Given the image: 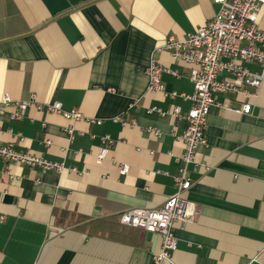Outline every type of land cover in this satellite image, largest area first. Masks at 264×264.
<instances>
[{
	"label": "crops",
	"instance_id": "0c3cea01",
	"mask_svg": "<svg viewBox=\"0 0 264 264\" xmlns=\"http://www.w3.org/2000/svg\"><path fill=\"white\" fill-rule=\"evenodd\" d=\"M218 7L214 0H0V97L33 95L41 105L22 120L0 115V144L76 170L10 165L0 175V264H154L158 238L124 228L119 216L158 208L174 194L185 124L149 111L186 113L191 103L149 92L147 69L155 59L178 74L161 75L166 92L192 95L191 66L160 50ZM257 25L264 30V10ZM54 102L82 119L48 111ZM215 102L197 165L188 167L186 198L196 214L173 224L176 250L163 264H264V77L256 96L219 93ZM244 103L250 114L226 109ZM6 167L0 160V172ZM114 224L118 234L109 236Z\"/></svg>",
	"mask_w": 264,
	"mask_h": 264
},
{
	"label": "built area",
	"instance_id": "2783aa9c",
	"mask_svg": "<svg viewBox=\"0 0 264 264\" xmlns=\"http://www.w3.org/2000/svg\"><path fill=\"white\" fill-rule=\"evenodd\" d=\"M219 6L215 16L194 32L183 39L170 37L160 51L169 54L173 61L183 62L191 66L188 79L193 84L192 95L184 93L166 92L161 83V75L169 73L178 77L177 72L169 70L155 59L150 61L147 69L149 78L148 91L159 92L168 98L179 97L191 103L190 109L182 113L179 107L171 112H162L152 108L149 112H157L160 116L169 115L185 124V129L179 140L183 144V153L179 158V167L173 177L175 192L166 198L158 208H131L119 216V223L123 226L142 230L158 238L159 250L154 256V264L170 261L171 254L176 250V238L173 224L182 226L191 223L196 214V205L186 198L192 186L188 174L190 165H197L195 156L198 149L204 145V132L207 127L209 112L216 107V95L235 93L244 96H256L264 77V30L257 25L259 13L264 10V0H214ZM244 64H254L261 68V73L251 72ZM225 75L222 79L220 76ZM41 105L35 102L31 95L23 101H13L8 96L0 97V115L9 113L13 120H22L27 110ZM11 110L8 112V110ZM48 111L60 114L67 120H80L82 115L78 110L65 112L60 103L47 105ZM238 115H247L252 111L250 104L244 103L241 108H226ZM116 121L122 122L117 118ZM93 122V120H91ZM99 122H97L98 124ZM147 132L156 137L160 132L154 128H147ZM69 141L73 139V130L67 128ZM22 141L20 134L16 135ZM102 143H110L108 137L101 139ZM107 150L101 149L97 155V162L102 161ZM0 160L7 167L1 174H9V166L39 167L42 171L57 174L64 172L75 173V168L67 167L64 163L44 159L29 152L14 149V144H0ZM128 167L120 166V175H126Z\"/></svg>",
	"mask_w": 264,
	"mask_h": 264
},
{
	"label": "trees",
	"instance_id": "16d2710c",
	"mask_svg": "<svg viewBox=\"0 0 264 264\" xmlns=\"http://www.w3.org/2000/svg\"><path fill=\"white\" fill-rule=\"evenodd\" d=\"M113 227L111 228V226H110V228H109V236H113L114 234H118L117 232H116V230L114 229V228H118V225L117 224H114V225H112ZM124 228H127L126 226L124 227ZM130 229V228H129ZM132 230V229H131ZM133 230H135V229H133ZM136 231H138V230H136Z\"/></svg>",
	"mask_w": 264,
	"mask_h": 264
}]
</instances>
